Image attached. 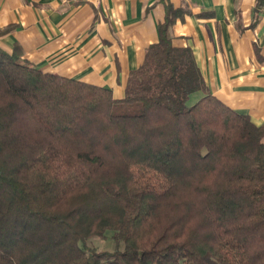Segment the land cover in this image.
I'll list each match as a JSON object with an SVG mask.
<instances>
[{"label":"trees","instance_id":"16d2710c","mask_svg":"<svg viewBox=\"0 0 264 264\" xmlns=\"http://www.w3.org/2000/svg\"><path fill=\"white\" fill-rule=\"evenodd\" d=\"M158 3L122 99L0 49V264H264V124L209 94L169 35L189 11Z\"/></svg>","mask_w":264,"mask_h":264},{"label":"crops","instance_id":"0c3cea01","mask_svg":"<svg viewBox=\"0 0 264 264\" xmlns=\"http://www.w3.org/2000/svg\"><path fill=\"white\" fill-rule=\"evenodd\" d=\"M189 11L169 30L189 47L209 94L264 124V7L256 0H171ZM211 14L212 16H200ZM158 0H0V49L21 47L44 72L124 97L127 77L158 40Z\"/></svg>","mask_w":264,"mask_h":264},{"label":"rangeland","instance_id":"374dc122","mask_svg":"<svg viewBox=\"0 0 264 264\" xmlns=\"http://www.w3.org/2000/svg\"><path fill=\"white\" fill-rule=\"evenodd\" d=\"M195 98H196V94L192 96L189 103H192L193 99ZM88 246L93 247L97 250L122 249L121 244L119 247V245H117L113 240L109 238L106 239L92 238L90 241H88Z\"/></svg>","mask_w":264,"mask_h":264}]
</instances>
